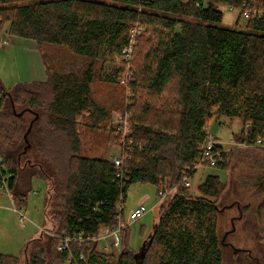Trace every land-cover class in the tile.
Returning a JSON list of instances; mask_svg holds the SVG:
<instances>
[{"label":"trees","instance_id":"1","mask_svg":"<svg viewBox=\"0 0 264 264\" xmlns=\"http://www.w3.org/2000/svg\"><path fill=\"white\" fill-rule=\"evenodd\" d=\"M221 6L260 11L264 0H0V30L8 22L7 34L35 41L46 72L45 80L9 90L0 82V177L13 202L25 201L37 174L48 185L44 213L52 231L98 234L116 224L117 204L132 184L150 183L156 193L175 187L137 251L128 248L125 225L116 254L88 242L72 247L84 255L75 264L221 263L216 200L223 184L208 174L193 195L181 176L196 163L211 117L238 118L236 141L264 143V16L227 28L219 25ZM135 25L142 31L127 60ZM64 55L85 65L64 64ZM114 55L128 70L111 66L102 80H123L113 108L129 114L124 136H115L112 115L92 96L98 62ZM25 112L33 114L28 122ZM78 118L107 128L117 146L123 139L119 169L113 158L80 155ZM225 154L213 167L222 168ZM42 236L28 241L25 263L0 253V264H70L57 239Z\"/></svg>","mask_w":264,"mask_h":264},{"label":"rangeland","instance_id":"2","mask_svg":"<svg viewBox=\"0 0 264 264\" xmlns=\"http://www.w3.org/2000/svg\"><path fill=\"white\" fill-rule=\"evenodd\" d=\"M221 10L223 19L219 25L232 29H244L246 18L238 8L221 6ZM3 26L0 35L5 36L3 40L5 43L4 47L0 48V82L5 89L9 90L21 80L20 77L26 69V54L21 45L22 39L6 33L8 22ZM44 50L46 54H49L53 49L48 47ZM121 59L122 56L114 55L113 60L107 58L102 65L98 62L92 83L93 98L97 103L105 106L112 115L108 127L109 125L110 127L116 126L117 123L114 120L122 114L121 110L113 107L119 99L118 90L124 85L123 80L109 83L103 81L102 78L111 70L124 69V72L127 71L128 66L120 63ZM63 60L64 64L69 61L78 70L85 65L82 60L77 61L76 58L67 57V55H64ZM111 66H115V69L110 68ZM127 94L129 91L126 90ZM141 97L145 98L148 95L141 94ZM16 111L19 109L16 108ZM23 116L28 122L33 114L25 112ZM81 119L78 118L76 121V130L80 139V155L104 159L114 158L119 149L110 141L107 128L99 124L90 127L86 124L88 119ZM240 127L241 121L235 117H211L207 121V135L217 138L224 147L229 149L225 152L222 168L209 165L198 167L190 178L188 189L193 195L200 194L198 186L205 176L218 175L223 184L216 200V233L222 254L220 264H264V206H262L264 201V147L232 146L233 136L239 132ZM114 134L116 136L118 133L114 132ZM237 142L240 141L237 140ZM30 176L29 190L23 203H14L10 191L3 192L0 188V253L16 257L20 263H25V256L29 254L31 244L28 241L41 235L46 239L45 236L53 237L52 234L56 233L50 229V221L44 213L48 185L39 175ZM157 200L156 188L150 183H135L129 187L126 200L121 207L125 224H127V245L130 250L137 251L156 224L160 204L154 205ZM140 203L147 206V212L137 220L129 221L130 211ZM14 207L23 210L26 216L23 222L18 219L13 210ZM103 233L104 229L100 231V234ZM117 252L114 251L115 254Z\"/></svg>","mask_w":264,"mask_h":264},{"label":"built area","instance_id":"3","mask_svg":"<svg viewBox=\"0 0 264 264\" xmlns=\"http://www.w3.org/2000/svg\"><path fill=\"white\" fill-rule=\"evenodd\" d=\"M242 15L244 18H248L252 15H263L264 16V9L261 11H250L248 9L243 10ZM142 31L141 26H135L131 30V45L123 50L124 56L127 60L130 58L131 54V48L134 36ZM4 35H0V48L4 47ZM128 118L129 114L124 110L122 114L118 115L116 120V133L122 134L123 136L128 133ZM112 124V123H111ZM110 127V125H109ZM122 146H117L119 151L116 154V156L112 159L113 164L115 167L119 169L121 163H122V157H120V152L124 151L125 143L123 139L121 140ZM232 146H259L264 147V143L261 139H257L254 143H247V142H237L233 138V145ZM231 146V147H232ZM200 152L199 157L196 161V163L190 167H186V171L181 176L180 182L186 186H190V172L191 170H196L201 165H209L213 166L217 159L220 157L221 152H226L229 148H226L222 145L221 141H219L217 138L207 135L203 142L200 144ZM2 161V157H0V162ZM0 188L3 192H8V187L6 183V177L1 176L0 177ZM174 186L170 187L167 190H159L157 193L158 200L154 205H158L167 195H170L172 191L174 190ZM122 204H117V214L115 215L116 218V224L113 225L110 228L104 229V233L100 234H84L82 232L73 233V234H52L55 239H57L56 244V250L60 252H65L67 255V262L70 264H75L77 262V258L79 260H84V255L82 253L78 254L76 256L73 252L72 247H82L86 243H95L96 249L103 253H114V251H119L121 248V230L124 228L125 221L124 216L122 212ZM13 210L16 212L18 219L23 222V220L26 218L23 210L21 208L14 207ZM148 210L147 206L140 203L138 204L134 209H132L128 215L129 221H134L140 218L146 211Z\"/></svg>","mask_w":264,"mask_h":264},{"label":"crops","instance_id":"4","mask_svg":"<svg viewBox=\"0 0 264 264\" xmlns=\"http://www.w3.org/2000/svg\"><path fill=\"white\" fill-rule=\"evenodd\" d=\"M15 37V36H13ZM22 39L23 52L26 54V69L20 77L19 82L42 81L46 79L44 63L41 57L40 49L35 41L31 39ZM18 82V83H19Z\"/></svg>","mask_w":264,"mask_h":264},{"label":"water","instance_id":"5","mask_svg":"<svg viewBox=\"0 0 264 264\" xmlns=\"http://www.w3.org/2000/svg\"><path fill=\"white\" fill-rule=\"evenodd\" d=\"M30 128H31V122H30V124H29V126H28V128H27L26 132H28V131L30 130ZM144 243H145V242H142V244H141V245L143 246V245H144ZM143 255H144V254H142V256H141V257H143Z\"/></svg>","mask_w":264,"mask_h":264},{"label":"bare ground","instance_id":"6","mask_svg":"<svg viewBox=\"0 0 264 264\" xmlns=\"http://www.w3.org/2000/svg\"><path fill=\"white\" fill-rule=\"evenodd\" d=\"M135 26H136V25H135ZM81 120H82V119H81ZM93 127H94V126H93ZM246 147H247V146H246ZM146 212H147V211H146ZM146 212H145V213H146ZM48 229H49V228H48Z\"/></svg>","mask_w":264,"mask_h":264}]
</instances>
